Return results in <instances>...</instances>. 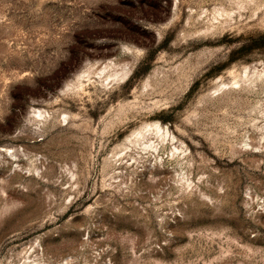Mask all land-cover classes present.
Returning a JSON list of instances; mask_svg holds the SVG:
<instances>
[{"label":"rangeland","instance_id":"1","mask_svg":"<svg viewBox=\"0 0 264 264\" xmlns=\"http://www.w3.org/2000/svg\"><path fill=\"white\" fill-rule=\"evenodd\" d=\"M0 264H264V0H0Z\"/></svg>","mask_w":264,"mask_h":264},{"label":"bare ground","instance_id":"2","mask_svg":"<svg viewBox=\"0 0 264 264\" xmlns=\"http://www.w3.org/2000/svg\"><path fill=\"white\" fill-rule=\"evenodd\" d=\"M39 113V112H38ZM40 115V114H39ZM42 117V116H41Z\"/></svg>","mask_w":264,"mask_h":264}]
</instances>
